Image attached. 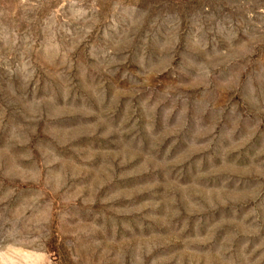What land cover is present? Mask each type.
Segmentation results:
<instances>
[{
    "label": "rangeland",
    "instance_id": "obj_1",
    "mask_svg": "<svg viewBox=\"0 0 264 264\" xmlns=\"http://www.w3.org/2000/svg\"><path fill=\"white\" fill-rule=\"evenodd\" d=\"M0 264H264V0H0Z\"/></svg>",
    "mask_w": 264,
    "mask_h": 264
}]
</instances>
